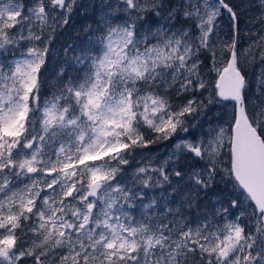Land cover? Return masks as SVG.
Segmentation results:
<instances>
[{
    "label": "snow or ice",
    "instance_id": "snow-or-ice-1",
    "mask_svg": "<svg viewBox=\"0 0 264 264\" xmlns=\"http://www.w3.org/2000/svg\"><path fill=\"white\" fill-rule=\"evenodd\" d=\"M0 264H264V0H0Z\"/></svg>",
    "mask_w": 264,
    "mask_h": 264
},
{
    "label": "rangeland",
    "instance_id": "rangeland-1",
    "mask_svg": "<svg viewBox=\"0 0 264 264\" xmlns=\"http://www.w3.org/2000/svg\"><path fill=\"white\" fill-rule=\"evenodd\" d=\"M88 22H90V21H87L82 17H79V16L75 17L72 21V27L68 28L67 31H65L64 34L59 38V41L57 43V49H59L61 45L72 44V43L76 42L79 38H82V34L80 33V29H81L83 24L88 23ZM244 23L245 24L247 23L246 19H245ZM242 35H243V33H242ZM246 40H247V37L244 36L241 43H245ZM216 111H218V109H215L213 112L209 113V116L210 117L212 115L214 116ZM165 143L166 142H162L160 144L152 146L153 152L158 154L161 158H163V156L167 152V149L164 146Z\"/></svg>",
    "mask_w": 264,
    "mask_h": 264
},
{
    "label": "trees",
    "instance_id": "trees-1",
    "mask_svg": "<svg viewBox=\"0 0 264 264\" xmlns=\"http://www.w3.org/2000/svg\"><path fill=\"white\" fill-rule=\"evenodd\" d=\"M213 116V115H212Z\"/></svg>",
    "mask_w": 264,
    "mask_h": 264
}]
</instances>
